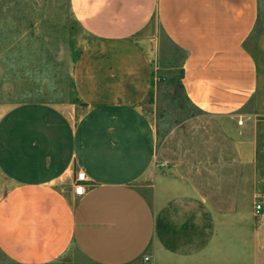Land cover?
<instances>
[{
    "label": "crops",
    "instance_id": "obj_1",
    "mask_svg": "<svg viewBox=\"0 0 264 264\" xmlns=\"http://www.w3.org/2000/svg\"><path fill=\"white\" fill-rule=\"evenodd\" d=\"M70 9L92 37L72 71L75 114L22 106L4 117L0 264H264V216L158 162L145 106L156 78L146 44H170L190 104L241 121L234 160L260 174L252 183L264 192V103L243 109L261 96L246 45L258 0H70Z\"/></svg>",
    "mask_w": 264,
    "mask_h": 264
},
{
    "label": "rangeland",
    "instance_id": "obj_2",
    "mask_svg": "<svg viewBox=\"0 0 264 264\" xmlns=\"http://www.w3.org/2000/svg\"><path fill=\"white\" fill-rule=\"evenodd\" d=\"M91 39L74 18L70 0H0V132L4 117L15 107L34 113L41 106H65L75 114L72 71ZM158 45L146 44L153 52L156 78L145 99L156 119V159L200 181L206 194H235L238 211L251 209L253 198L264 192L252 183L260 174L234 160L233 124L241 121L212 117L190 104L180 85L181 53L170 44L162 52ZM246 45L256 61L261 96L243 109L255 111L257 99L264 103V0H258V20ZM71 250L80 258L73 246Z\"/></svg>",
    "mask_w": 264,
    "mask_h": 264
},
{
    "label": "built area",
    "instance_id": "obj_3",
    "mask_svg": "<svg viewBox=\"0 0 264 264\" xmlns=\"http://www.w3.org/2000/svg\"><path fill=\"white\" fill-rule=\"evenodd\" d=\"M87 181L83 171H77L73 177V188L77 195H81L85 189V182ZM253 212L255 216H264V193L255 197L253 200Z\"/></svg>",
    "mask_w": 264,
    "mask_h": 264
}]
</instances>
